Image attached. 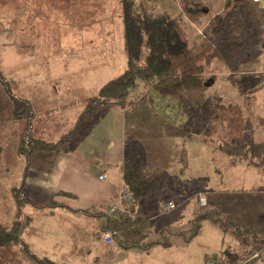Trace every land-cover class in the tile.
I'll use <instances>...</instances> for the list:
<instances>
[{
	"label": "rangeland",
	"instance_id": "rangeland-1",
	"mask_svg": "<svg viewBox=\"0 0 264 264\" xmlns=\"http://www.w3.org/2000/svg\"><path fill=\"white\" fill-rule=\"evenodd\" d=\"M209 2L210 15L200 25H189L190 40L211 34L212 27L207 23H215L222 0ZM155 6L171 15L179 11L176 0H158ZM252 10L251 21L257 25L255 20L264 6L255 4ZM259 24L257 34L264 38V18ZM251 39L234 68L226 69L214 61L205 69V76L213 82L202 91L178 99L162 98L142 88L134 92L135 96L154 100L147 114L154 116L138 118L141 129L152 130L149 122L153 124L155 119L164 123L167 133L176 132L177 126L173 125L184 127L180 133L185 135L189 148L190 177L185 193L192 196L186 195L172 212L158 214L163 217L151 221L147 250L129 249L115 254L111 248L122 250L116 244L107 247L94 239L84 260L70 258V264H102L100 261L109 259L113 262L105 264H206L210 258H224L229 253L246 257L252 248L261 247L254 238L264 237V154L258 163L231 165L229 158L216 150L215 138L205 142L198 134V105L202 100L238 104L255 139L264 146V47L258 48ZM125 67L120 0H0V225L8 226L15 219L13 189L21 190L25 199L20 220L33 214L32 226L37 219L39 225L37 210L32 208L39 201L33 180L39 179L47 167L44 150L26 152V136L35 137L27 135L28 113L22 119L15 115L13 98L22 101L19 97L33 98L40 92H45L49 102L62 98L64 102L67 94L80 100L83 94L95 97L99 88ZM82 103L71 106L69 114L74 117L80 112L86 102ZM62 114L69 116L66 111ZM132 135L128 128V138ZM234 188L240 191L222 195L212 192ZM205 190L206 202L200 207L193 194ZM146 207L148 212L154 211ZM94 220L97 227L100 218ZM50 223L55 222L50 219ZM19 254L18 247L0 249V264H33Z\"/></svg>",
	"mask_w": 264,
	"mask_h": 264
},
{
	"label": "trees",
	"instance_id": "trees-1",
	"mask_svg": "<svg viewBox=\"0 0 264 264\" xmlns=\"http://www.w3.org/2000/svg\"><path fill=\"white\" fill-rule=\"evenodd\" d=\"M156 1L120 0L126 67L120 75L103 84L91 102L123 109L132 103L133 94L139 88L147 92L154 91L162 98L178 99L202 91L213 82L204 73L212 62L219 61L226 69L234 68L252 37L258 48L264 47V38L257 34L260 31L259 19L264 18V10H259L255 20L257 25H254L251 21L254 17L252 6L255 5L252 0H222L221 11L214 17L215 23H207V27L209 24L212 27L211 34H202L198 40H190L188 28L189 25H200L210 15L212 4L209 0H176L179 11L175 15L157 9ZM3 85L7 90V84L3 82ZM13 101L15 115L22 119L28 113L26 118L29 119L30 106L15 98ZM198 118L200 135L206 140L213 141L215 138L216 149L233 164L245 160H261L264 146L255 139L241 105L213 104L209 99L202 100L198 105ZM28 122L30 128L26 131L27 135H31V123ZM67 138L64 136L52 143L26 136V152L53 150L62 146ZM24 141L20 143L21 152L25 149L22 145ZM122 178L124 188L131 194L133 205L139 207L131 208L133 218L124 215L106 216L102 234L110 232L112 242L122 250H146L150 245L147 238L151 227L140 205L152 196L163 193L166 177L162 174L156 177L144 176L140 157L131 156L123 161ZM12 192L16 215L10 225L0 226V249L18 247L21 254L33 264H64L38 257L23 241L22 235L29 225L30 217H26L25 221L20 220L25 199L21 190L13 189ZM168 202L172 201L164 198L159 205ZM254 240L261 247L253 248L248 255L256 250L260 253L248 264H254L264 256V237ZM246 257L229 253L221 259L225 264H239Z\"/></svg>",
	"mask_w": 264,
	"mask_h": 264
},
{
	"label": "crops",
	"instance_id": "crops-1",
	"mask_svg": "<svg viewBox=\"0 0 264 264\" xmlns=\"http://www.w3.org/2000/svg\"><path fill=\"white\" fill-rule=\"evenodd\" d=\"M70 96L71 94H67L64 102L63 98L58 102L55 99L49 102L45 92L35 93L33 98L19 97L30 106L28 120L35 139L53 143L68 136L62 146L43 154L47 167L39 179L33 180L35 194L38 193L35 198H39L40 205H33L32 208L37 210L35 215L40 223L38 225L37 219V224L32 226L31 214L29 225L24 231V241L34 254L64 264H70V258L84 260L92 250L94 239H99L107 247L114 244L106 243L101 235L106 225V216H121L119 211L107 214V208L124 189L122 164L126 158L139 156L142 173L146 177L161 174L166 177L163 193L152 196L140 205L142 213L149 218L150 225L151 221L163 217L159 218L158 214H165L158 211L159 203L164 198L172 201L176 208L179 200L191 195L189 192L185 193V186L190 184V177L189 148L185 143V135L180 133V129L184 131V127L173 125L174 128L177 126L176 132L167 133L166 129L163 130L164 123L155 119L153 124L149 122L152 130L140 128L139 117L154 116L147 115L151 113L154 105L152 98L133 95L132 103L121 109L93 103L90 100L94 97L84 94L81 100L79 97L72 99ZM82 102H86L85 107L74 117L71 116V106H81ZM64 111L69 116H61ZM58 115L59 118H52ZM200 127L199 125V137L205 142H211L200 135ZM128 128L132 129L131 138H128ZM243 162H246V165L255 163L245 160L233 164L230 161L231 165ZM6 170H9V167H6ZM100 176L104 178L100 179ZM206 191L193 194L197 202ZM230 191L240 189H218L212 192L222 195ZM32 195L34 198V194ZM49 204L53 207L48 206ZM146 206L153 207L154 211L148 212ZM199 206L203 207L200 204ZM44 207L48 208L43 209ZM138 207L133 205V208ZM98 218L100 222L96 227L94 219ZM50 219L55 223H50ZM110 251L115 254L118 251L126 253V250L113 248ZM18 253L26 259L19 249ZM258 261L259 264H264V256ZM111 262L112 259L100 261L102 264Z\"/></svg>",
	"mask_w": 264,
	"mask_h": 264
},
{
	"label": "built area",
	"instance_id": "built-area-1",
	"mask_svg": "<svg viewBox=\"0 0 264 264\" xmlns=\"http://www.w3.org/2000/svg\"><path fill=\"white\" fill-rule=\"evenodd\" d=\"M252 2L258 6H264V0H252ZM104 178V176H100V179ZM198 202L201 206L205 205V198L199 197ZM133 207V200L131 194L124 188L121 191V194L108 206L107 212L112 214L116 211H119L121 215L133 218V214L131 213V208ZM175 204L173 202L162 203L159 205V211L161 213H167L174 209ZM102 238L106 243H111V233L106 232L103 233ZM260 251H254L252 254L248 255L243 261L239 264H248L252 260L256 259L259 256ZM206 264H225L224 260L217 258H210L206 261Z\"/></svg>",
	"mask_w": 264,
	"mask_h": 264
}]
</instances>
